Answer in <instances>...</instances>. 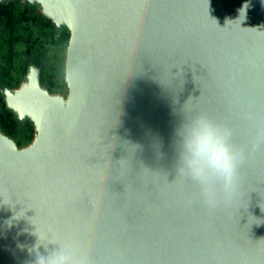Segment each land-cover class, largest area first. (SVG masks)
I'll use <instances>...</instances> for the list:
<instances>
[{
  "label": "water",
  "instance_id": "1",
  "mask_svg": "<svg viewBox=\"0 0 264 264\" xmlns=\"http://www.w3.org/2000/svg\"><path fill=\"white\" fill-rule=\"evenodd\" d=\"M22 1L69 31L68 91L36 65L4 90L36 135L0 129V264H32L39 237L88 264H264V0ZM201 115L244 153L211 205L179 171Z\"/></svg>",
  "mask_w": 264,
  "mask_h": 264
},
{
  "label": "rangeland",
  "instance_id": "2",
  "mask_svg": "<svg viewBox=\"0 0 264 264\" xmlns=\"http://www.w3.org/2000/svg\"><path fill=\"white\" fill-rule=\"evenodd\" d=\"M26 4L27 2L22 0L8 2V13L0 18V73L5 74L17 89L26 80L27 72L19 74V81H16V74L23 70L29 57L37 56L47 88L58 86L61 92L54 94H66L68 87L63 75L69 33L66 30L61 35L63 37L58 36L54 23L46 17H40L41 6L30 9ZM5 106L1 94L0 111H3ZM12 117L18 120L15 113H12ZM20 134L24 138L23 145L30 144L36 135L33 122L27 121Z\"/></svg>",
  "mask_w": 264,
  "mask_h": 264
},
{
  "label": "clouds",
  "instance_id": "3",
  "mask_svg": "<svg viewBox=\"0 0 264 264\" xmlns=\"http://www.w3.org/2000/svg\"><path fill=\"white\" fill-rule=\"evenodd\" d=\"M178 135L181 137L179 171L201 185L205 201L210 205L214 203L213 189L217 181L231 197L236 191L238 167L244 157L243 150L231 142V129L201 115L185 123ZM40 244L39 237L38 243L29 250L35 256L32 264H88L63 247L41 254Z\"/></svg>",
  "mask_w": 264,
  "mask_h": 264
},
{
  "label": "trees",
  "instance_id": "4",
  "mask_svg": "<svg viewBox=\"0 0 264 264\" xmlns=\"http://www.w3.org/2000/svg\"><path fill=\"white\" fill-rule=\"evenodd\" d=\"M6 6H7V3L6 4H0V18L4 15H6L8 12H7V9H6ZM26 6L30 9H34L35 6H31L29 5L28 3L26 4ZM42 19L45 18V16L42 14L40 16ZM22 19H24V17H22ZM67 32L69 33V31L67 30ZM62 34L58 35V36H61ZM63 37V36H61ZM12 51V49H11ZM30 61H33L37 66H40L39 65V61L37 59V56H34V57H29L23 70L22 71H19L17 74H16V81H19L20 79L18 78L20 75L19 74H25L27 71H28V67H29V64H30ZM63 79H64V75H63ZM41 82H42V85L44 87L47 88V85H45V77L43 76V70H42V76H41ZM64 82H65V79H64ZM18 83V82H17ZM13 84H12V81L9 80L5 74L3 73H0V95L2 93V90L4 87H8V88H13ZM51 93H60L61 91L59 90L60 87L56 86L54 88V86H48L47 88ZM18 125H19V122L17 119H14L12 117V112L5 106L4 110L3 111H0V129L5 133L7 134L8 136H10L11 138H13L16 143L18 144L19 147H23V137L22 135L20 134L22 129H19L18 128ZM26 136V135H24Z\"/></svg>",
  "mask_w": 264,
  "mask_h": 264
},
{
  "label": "flooded vegetation",
  "instance_id": "5",
  "mask_svg": "<svg viewBox=\"0 0 264 264\" xmlns=\"http://www.w3.org/2000/svg\"><path fill=\"white\" fill-rule=\"evenodd\" d=\"M57 35H60V34H57ZM32 65H36L33 61H30V64H29V67H28V71H27V75H28V72H29V69H30V67L32 66ZM37 66V65H36ZM39 68H40V71H41V76H42V68L40 67V66H38ZM27 75H26V79H27ZM6 88H8V87H4L3 88V90H2V96L4 97V100H5V96H4V90L6 89ZM46 88V87H45ZM10 89H12L13 91H15V90H17L16 88H10ZM6 103V102H5ZM12 112V111H11ZM12 113H14V112H12ZM18 118V117H17ZM27 121H29V120H27ZM27 121H25V122H20L19 121V119H18V122H19V125H18V128L19 129H23V127L25 126V124H26V122ZM31 121V120H30Z\"/></svg>",
  "mask_w": 264,
  "mask_h": 264
}]
</instances>
